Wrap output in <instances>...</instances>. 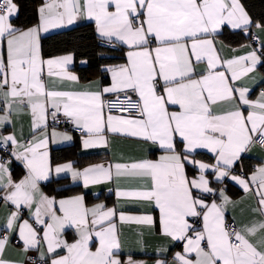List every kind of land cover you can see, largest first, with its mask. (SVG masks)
<instances>
[{
    "label": "snow or ice",
    "instance_id": "6c2138e0",
    "mask_svg": "<svg viewBox=\"0 0 264 264\" xmlns=\"http://www.w3.org/2000/svg\"><path fill=\"white\" fill-rule=\"evenodd\" d=\"M18 14L15 0H0V201L9 209L0 264H36L5 258L14 235L40 264H147L123 258L124 225H136L140 244L145 231L182 244L171 261L154 264H264V156L251 170L243 164L254 148L264 153V22L241 0H42L27 28L13 24ZM84 19L127 49L124 63L102 67L107 84H81L74 52L45 54V34ZM225 29L247 43L226 44ZM61 119L79 130L84 150L107 149L121 135L145 154L54 163L50 144L74 139L50 126ZM198 150L213 162L196 159ZM54 177L80 191L49 195L42 184L59 183ZM229 182L244 195L233 198ZM106 185L113 205L89 206V190Z\"/></svg>",
    "mask_w": 264,
    "mask_h": 264
},
{
    "label": "crops",
    "instance_id": "0c3cea01",
    "mask_svg": "<svg viewBox=\"0 0 264 264\" xmlns=\"http://www.w3.org/2000/svg\"><path fill=\"white\" fill-rule=\"evenodd\" d=\"M241 2L244 4V2L242 0H241ZM15 3H16V1H15ZM17 5H18V3H17ZM244 6H245V4H244ZM18 8H19V13H20L19 5H18ZM245 8L247 9L246 6H245ZM247 11L249 12L248 9H247ZM249 14L251 15L250 12H249ZM89 22L94 23L93 21L84 19V20L78 21L76 24H74L72 26H69L68 28H72V27H74L78 24H81V23H89ZM68 28H65V29H68ZM65 29L54 30L53 32L47 33L45 35H49V34H52V33L58 32V31H62ZM253 31H255V29H253ZM101 39L103 40V38H101ZM219 39H222V38L219 37ZM225 43L229 44L226 41H225ZM245 43H247V42H245ZM231 46L233 48H236V47H239L240 45H237V46L231 45ZM126 51H127V49H126ZM240 54H243V53H240ZM227 55L230 56V55H232V53L228 52ZM120 64H122V63H120ZM75 65H76V57L74 55V63H73V66L71 67V71L75 72L80 77V82L83 85H86L91 81H97V80L102 81L105 84H107L110 81V75L109 74H108L109 79L107 82H104V80L101 76H96V77H93L92 79L84 80L81 78L80 74L75 69ZM257 75H264V72L262 71L261 68L258 69ZM248 83L250 84L251 80H249ZM262 87H264V85H262ZM20 123L23 124L25 134H27L28 130H29V118L27 116H24L21 119ZM49 123H50L51 127H54V126H52L51 121H49ZM18 126H19V124H18ZM55 128H57V127H55ZM57 129L61 130V131L64 130L61 128H57ZM68 131L74 137V139L72 141L50 144V155H51L54 163H65L68 161H73L77 167H85L89 164L103 163V162H116V161H120L121 158H124L126 160L128 158L139 157V156L145 154L141 151V146L138 144V142L135 139L130 138V137H126V136H121V135L110 136L111 143L107 149H105V148H94V149L84 150L80 145L81 148L77 154L76 150H74V147L76 146L77 141L78 140L80 141V132H79V130H77V131L68 130ZM54 149H64L63 153L66 154L67 157H63L62 160L54 161V159H53ZM93 153H103L105 155V157L102 159H98L96 161L87 163V164H79L78 163V161L80 159L79 156L89 155V154H93ZM197 154H201V156L199 155V156L195 157L196 159L203 160L204 162H208V163L213 162L212 156L210 153L207 152V150H198ZM204 154L208 157H206ZM260 156H264V153H262L259 148H254L252 150V153L250 154V156L248 158L244 159L243 164L245 165V167H247L248 169L250 168L249 170H251V167L249 166L250 162L251 161L254 162L253 164H255V165L259 164L260 163V159H259ZM13 175H14V178L19 179L23 175L22 168L17 167L15 172L13 173ZM53 179L54 180L59 179V183L45 182V184H42L43 190L45 192H47L49 195H56L57 198H60L62 196L71 195V194H73V192L80 191V189L76 185L71 184L69 182V180H64L62 178H56V177H54ZM68 187L72 188L73 192L58 193V191H62V189H66ZM108 187H111V185L93 186L89 190V195L87 196V201H88L89 206H91L94 203L104 202L109 207H111L113 205V203L115 202L116 198H115L113 193L108 192V190H107ZM235 189H237L238 192L234 191ZM97 194H99V199H97ZM229 194L231 196H233V198H239V197L244 195V193L242 192V190L239 187L233 186L230 182H229ZM250 203L254 204V201H251ZM245 208H247V205H245ZM8 211H9V209L4 207L3 202L0 201V234H4L5 229H4L3 225L5 223V217L7 216ZM128 211L132 212L133 214H140L139 211H137L135 208H129ZM140 211H143V209H141ZM21 215H22L23 219H30V222L34 223V221L31 220V218L29 217L27 208L23 209ZM153 215L158 218V212H154ZM234 215H236L238 218H240L241 217L240 210L237 209V211L234 213ZM34 226L37 227L38 230L41 229V226H39V225L34 224ZM157 227H158V224H157ZM73 236H74L73 230L72 229H66V238L69 241H71L73 239ZM121 240H122V244H123V258L124 259L127 258L128 254H132L135 259L146 261L147 264H154V261L156 259H167L168 261H171L174 253L182 250V244L180 242H176L174 244L170 243L169 241L160 237L158 232H156L155 234H152V233L145 231L143 243L142 244L138 243V241L140 240V237L137 235L136 225H130V226L124 225L122 227ZM160 247H165V248H168L169 250H168V252L161 255L155 251L157 248H160ZM38 255H39L38 252H36L35 250H29L27 253H24L22 250V244L18 240V237L15 235L12 237V239H10L8 246L6 248V251L4 253V256L6 259L14 260V261H28L29 258L34 260V258L38 259Z\"/></svg>",
    "mask_w": 264,
    "mask_h": 264
},
{
    "label": "trees",
    "instance_id": "16d2710c",
    "mask_svg": "<svg viewBox=\"0 0 264 264\" xmlns=\"http://www.w3.org/2000/svg\"><path fill=\"white\" fill-rule=\"evenodd\" d=\"M20 7L18 18L13 19V24L19 27L27 28L37 22V9L42 3V0H15ZM252 15V18L257 21L264 22V0H242ZM50 37L44 42V49L46 55H61L66 52H74L76 57L75 69L84 80L92 79L96 76H101L104 82L109 79L108 74L102 71L103 66H111L125 62L126 48L119 43L111 46L105 40H102L95 32L94 23H81L72 28L58 31L49 35ZM221 38L227 43L237 46L245 42V38L240 35H232L227 29L224 30ZM124 49L121 51L120 49ZM86 60L87 63L83 64L81 61ZM264 72V67H261ZM80 141L78 140L74 150L77 154L80 150ZM64 149H54V161L62 160L67 157L63 153ZM201 156L196 154L195 157ZM205 155V154H204ZM206 156V155H205ZM103 153H93L89 155L79 156V164H87L98 159L104 158ZM208 157V156H206ZM247 161V160H246ZM254 162H250L249 166L252 167ZM250 169V168H249ZM231 188V187H230ZM234 191L238 192L237 189ZM65 189L58 191V193H68ZM57 193V192H56Z\"/></svg>",
    "mask_w": 264,
    "mask_h": 264
},
{
    "label": "built area",
    "instance_id": "2783aa9c",
    "mask_svg": "<svg viewBox=\"0 0 264 264\" xmlns=\"http://www.w3.org/2000/svg\"><path fill=\"white\" fill-rule=\"evenodd\" d=\"M113 46V45H111ZM115 47V46H114ZM51 121V120H50ZM52 126L57 127V128H61L64 130H73V131H77L76 129H72L69 125L65 124L64 121L61 119L59 122H52L51 121ZM34 260L36 261V264H40L39 259L34 258Z\"/></svg>",
    "mask_w": 264,
    "mask_h": 264
}]
</instances>
